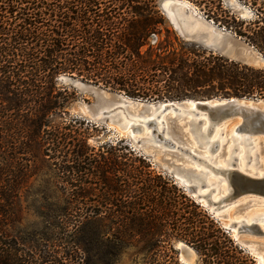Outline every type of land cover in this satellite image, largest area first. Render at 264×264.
<instances>
[{"label": "trees", "instance_id": "obj_1", "mask_svg": "<svg viewBox=\"0 0 264 264\" xmlns=\"http://www.w3.org/2000/svg\"><path fill=\"white\" fill-rule=\"evenodd\" d=\"M189 1L264 57V0H243L254 10L249 21L235 17L223 0ZM62 74L143 101L264 99V68L179 39L156 0H0V264L25 262L2 237L8 235L3 228L19 222L11 194L18 186L5 183L7 168L15 166L18 177L27 176L26 167L47 147H56L68 158L55 165L71 179L62 187L68 207L58 217L70 214L73 204L88 205L86 200L93 198L120 214L111 216L118 225L113 242L137 237L141 251L149 254L158 252L159 238L169 233V239L192 247L204 264H257L142 155L136 162L145 172L140 165L127 168L113 157L88 159L92 150L86 136L71 148L75 138L50 124V117L64 108L59 101L69 98L57 85ZM22 152L30 157L25 166L16 157ZM92 170L97 182L85 178ZM128 207L131 215H123ZM95 220L89 216L82 223L93 227L87 244L104 245L102 239L110 231H97Z\"/></svg>", "mask_w": 264, "mask_h": 264}, {"label": "rangeland", "instance_id": "obj_2", "mask_svg": "<svg viewBox=\"0 0 264 264\" xmlns=\"http://www.w3.org/2000/svg\"><path fill=\"white\" fill-rule=\"evenodd\" d=\"M156 1L159 10L166 19L167 25L175 31L178 38L186 42H194L182 35L179 30V22L177 21V19H175L171 14L164 12L163 8H168L169 0ZM183 1L189 3L199 12L201 16H204L200 9L194 3L189 0ZM223 1L224 6L228 9H231L232 13L238 19L249 21L254 18V10L251 9L250 6L246 5L243 0ZM242 42L250 46L243 39ZM207 48L214 51L215 53H218L216 50L210 47ZM254 51L256 52V50ZM256 53L259 54L258 52ZM223 56L235 61H239L243 64L251 65L256 68H264V57L261 55L260 59L262 60L255 64L244 62L239 58H234L226 55ZM57 80L58 88H60L59 90L65 97L67 93L69 95V98L68 101H64L60 98L61 100L59 102H63L64 108L60 109L50 117V124L52 129L60 127V131H62V133L65 132L63 133V135L67 136L71 134L72 137L75 138L73 140L74 142L71 144V148H73L74 144L81 140L83 136H86L88 145L92 150L89 151V155L87 157L88 159L97 160V158H99L100 156L113 157L120 162H124L127 168H131L132 166L138 167L140 164L136 162V159L138 156L142 155L147 159V161L151 163L152 170L155 173L157 172V174L159 173L166 178H170L175 184V179L165 170L166 162L163 161V158L168 159V157L170 158V160H172L170 156L173 151L168 149L165 150L166 148H162V142H160V140L154 142V136H156L157 132H154L152 134L150 133L154 129L153 123H149L148 127L145 128L143 126L142 129L135 131L133 134L129 133L121 125L117 124L115 120L108 121L106 119V116L103 115L102 112H99L98 116L94 115L92 107L97 103V99L94 94L89 91L83 90L79 86L80 83H83L79 79H73L69 75L62 74L58 77ZM114 94L119 93L106 90L105 96L109 98ZM225 99L232 98H214L204 100ZM134 100L135 99H131L129 100V102H132ZM187 100L198 101L194 99H186L166 102L181 103ZM246 100L251 101L256 106L264 109V99L251 98ZM145 101L147 102V100ZM148 102L155 104L166 103L163 100ZM118 104L119 103L117 102L112 108L122 105L121 103L120 105ZM122 110L123 109H117L112 114L118 113ZM180 110L181 112H176L178 116H180L184 112L182 109ZM195 111L197 110L192 109L185 112L194 117L193 112ZM239 120V118H235L232 121H228V125L225 124L223 126L225 130L219 127L221 131V137H228L230 134L229 129L232 125L236 124V122H239ZM132 121L133 123H135L133 126L134 128L140 124L138 123V120ZM182 127L185 128V130L187 128L184 123L182 124ZM149 135L151 137L150 139L152 144H146L144 147L143 145L145 139L147 140L149 138ZM254 138L255 139L253 140H256L254 146L252 144L247 147V149L245 148L246 150L244 148H241V153H245L244 156H246L244 159H239L238 154L240 153V151L237 146V150L234 151V149L236 148L234 147L232 152H230L229 154V151L227 150L229 148V145L231 144V142H229V144H227V146L225 147V151L223 153L224 158H228L227 162L224 161V158L222 157V151L218 148L215 152L212 153L207 151L205 148L202 149L199 147L198 149L195 140L192 141V143H188V146L194 149L195 152L199 150L197 154H199L200 156H203V154H201L200 152L202 150L204 151L205 149L208 152L209 156L203 157L214 158L216 155H218V158L220 157L218 162L224 168L227 167L230 169H239L243 161V163L245 164L244 171L264 173V136L257 135L254 136ZM219 140L221 141V138ZM163 151H166V153L164 154ZM23 153L24 152H22L21 155H16V157L20 160V163L25 166L26 160H28L30 157L29 154ZM41 155L36 163H32L28 165V167H26L28 170L27 176L18 177V170L15 166H13L12 169L7 168V174L5 175V183L9 182L12 184L13 182H15L13 184H15V186H18V189L11 194L13 195V201L15 202V206L19 213V222L17 221L14 225H7L5 228H3V230H5L8 235H4L2 237L7 238L6 242L10 243L16 250H18L17 255L19 256V258L22 257V260L25 261L22 264H204L203 258H201L192 247L187 245L185 242L175 240L173 238L169 239V233H166L159 238L160 241L158 242V252L151 253V251L149 252V254L141 251V244L138 242L137 237L127 236L126 239H124L120 243L113 242L115 240V236L113 233L118 225L117 223L113 224L111 222V216L119 217L120 214H118L116 207L107 205H103L101 207L96 202H93V198H90V200H86L88 205L84 204L85 201H82V204H73L72 211H68V213H70L71 215H67V213H65V217H58L59 211L62 208L68 207V204L66 203L67 194L63 193L62 187L70 183L71 179L68 178V175L66 173L58 171V167L55 165L57 161L59 162L58 164H60L68 158L67 156L63 155V153H60V150L56 149V147H47V149L43 148ZM233 157H238V160L233 161ZM255 159L258 162L256 166H254ZM248 160L249 163L247 164ZM231 162H234L236 165L231 166ZM192 165L197 166L195 164ZM202 165L204 166L205 164ZM203 166L198 167L203 168ZM139 169L144 172L145 170H147L146 168L143 169L141 165L139 166ZM87 176L88 177L85 176L87 180L97 182L96 176H98V174L95 173L94 170H92ZM117 176L121 175L117 174ZM130 181H132V179ZM175 185L178 188H182V186L177 182ZM133 189L134 187H131V190ZM191 199L193 198L191 197ZM126 202V205L129 206L128 202H130V200H127ZM243 202H240V204ZM124 210L122 213L123 215H131V208L128 207ZM220 212H225V214L221 215L218 219L213 218L208 212L207 213L216 222H218L222 230L231 239H233L240 248L244 249L246 253L249 254L258 264L253 255L243 247V244L246 243L249 245V247H255L263 243V246H261V248H263V253L264 236H254L252 234L241 233L237 241L232 234L227 233L226 227L233 222L243 219L244 217H254L257 223L264 221V201L260 203H252L250 207L245 209H241L238 203L229 204L227 208L220 210ZM73 215L80 218L76 219V217H74ZM89 216L95 217L96 220L93 224H96V222L99 223L100 226L99 228H97V231H110V234L107 237H103L102 239L104 245L90 243L87 244V240L89 238H92L91 231H93V227L85 225L82 226V223L87 218H89ZM74 224L79 225V227L74 226ZM108 226L109 228L108 230H106L105 228ZM154 241H156V239H154ZM81 242H84L85 244H81ZM179 243H182L184 245L179 247ZM83 245H85V247H83ZM252 247H250V249H253ZM179 248H184L187 250L190 249L188 251L189 255L186 258H183L182 249ZM159 249L161 250L160 255H162V257L159 256Z\"/></svg>", "mask_w": 264, "mask_h": 264}, {"label": "water", "instance_id": "obj_3", "mask_svg": "<svg viewBox=\"0 0 264 264\" xmlns=\"http://www.w3.org/2000/svg\"><path fill=\"white\" fill-rule=\"evenodd\" d=\"M168 8H163L164 12L171 14L179 22V30L182 35L191 41L205 45L216 50L221 55L231 56L239 58L244 62L255 64L262 59L250 46L243 43L240 38L233 35L230 32H226L223 28H219L213 21L208 20L206 17L201 16L199 12L192 7L189 3L183 0H169ZM79 86L86 91L95 95L97 103L92 107L95 116H98L99 112H102L106 116L108 121L115 120L116 115L114 113L117 109H123L126 111V107L131 98L119 93L111 95L113 99H109L105 96L106 90L99 86H93L90 84L80 83ZM196 103L197 111L193 112V120L189 123L190 129L188 132L193 136L196 145L200 148H205L209 145L208 151L215 152L219 149L220 140H213L212 137L217 128L226 124L228 121H232L235 118H239L241 121L236 128V132L242 137L247 136L245 141L247 142L245 147L252 145L254 136H264V109L256 106L251 101L246 99H225V100H187ZM122 105L112 108L116 103ZM136 104L142 105L144 111H151V106L158 110L162 104L149 103L140 99L132 101ZM185 101L181 103L166 102L163 104V108L159 110L158 115L147 121H139L133 131H137L143 128L142 124L148 127L149 123H153V131L157 132L154 139L156 142L160 140L162 142V148L165 150H172V156L175 158H182L185 161L195 164L197 166H203L201 172H196L195 168H187L183 165H175L174 160L165 161V170L179 183L184 191L192 197L196 203L203 207L213 218H219L221 214H217L218 211L227 208L229 204H239L241 209L250 207L252 203H260L264 201V176L257 177L252 176L240 169H221L214 166L211 161L213 158L203 157L197 154L194 149L183 143L180 132L175 133V138L169 133L168 128L163 120L161 124L163 127L160 132L158 131L159 123L157 118L168 109H172L175 112H181V107ZM113 103V104H111ZM106 106V107H105ZM179 106V107H178ZM112 108V109H110ZM154 109V108H153ZM152 109V111H153ZM205 112V113H203ZM206 116L208 125L204 128ZM237 123V122H236ZM174 123L171 122V127ZM223 133V132H222ZM237 150V147L234 151ZM164 154L166 151H163ZM233 161H237L238 157H233ZM249 160L247 161V164ZM231 166L236 165L234 162L230 163ZM258 162L255 159L254 166ZM172 166V169L169 167ZM213 173L215 175L220 174L225 176L228 180V193L221 195L219 193L221 182L209 180L208 175ZM203 191H206L203 193ZM214 195L218 196L216 200ZM245 201V202H243ZM240 202H243L240 204ZM227 233H232L235 240L238 241V237L241 233L252 234L254 236H264V227L260 223L252 222L246 223L245 220L236 221L226 227ZM235 231V235L233 233ZM243 247L253 255L258 264H264V261L260 259L257 252L259 249L263 251V248L250 249L249 246ZM182 249V257L186 258L189 255V250Z\"/></svg>", "mask_w": 264, "mask_h": 264}, {"label": "bare ground", "instance_id": "obj_4", "mask_svg": "<svg viewBox=\"0 0 264 264\" xmlns=\"http://www.w3.org/2000/svg\"><path fill=\"white\" fill-rule=\"evenodd\" d=\"M108 98V97H107ZM109 99L111 100V99H113V96H110L109 97ZM111 104H113V103H111ZM118 105H120V103L118 104ZM164 106H163V104L161 105V107L158 109V110H155V107L154 106H151V111L150 112H148V111H144V109H143V106L142 105H139V104H136V103H134V102H129L128 103V105H127V107H126V112H124L123 110L122 111H120V112H118V113H116V114H118V116L116 115V118H115V121L117 122V124H119V125H121L125 130H127L129 133H134L135 131H133V129H134V124L135 123H133V121L132 120H138V123H139V121H141V120H143V121H145V120H147V119H151V118H153V117H155V116H157L158 115V112H159V110H161L162 108H163ZM179 107V106H178ZM154 108V109H153ZM152 109H153V111H152ZM181 109L184 111L180 116H178L177 114H176V112L174 111V110H172V109H168V110H165L157 119H158V123H159V128H158V131L160 132V130H161V128H162V124H161V122L164 120L165 121V124H166V126H167V128H168V131H169V133L175 138V133L176 132H180V135H181V138L183 139V143L185 144V145H188V143H192V141H194V138H192L193 136L189 133V132H187L188 131V129H190V121L191 120H193V118L194 117H192V116H190L189 114H187L185 111H188V110H192V109H195V110H197L196 109V103L195 102H192V101H185L184 103H183V105H182V107H181ZM204 113V112H203ZM114 115V114H113ZM204 119H205V124H204V128H206L207 127V125H208V122H207V118H206V116L204 117ZM171 122H173L174 123V126L173 127H171ZM240 122L241 121H239V122H237L236 124H234V125H232L231 126V128L229 129V131H230V134H229V136L228 137H225V136H222L221 137V135H220V128H217L216 129V131H215V133H214V136L212 137V139L213 140H216V139H220L221 138V144H220V147H219V149L222 151V157L224 158V156H223V153H224V151H225V147L227 146V144H229V142H231V144L229 145V148L227 149L228 151H229V154H230V152H232V150H233V148L234 147H238L239 148V151H240V153L238 154V157H239V159H244L246 156H244L245 155V153H241V148H246L245 147V145H246V141H245V139L247 138V136H245V137H242L241 135H239L237 132H236V128H237V126L240 124ZM185 124L186 125V130H185V128H183L182 127V124ZM143 126H144V128L146 127L144 124H143ZM223 130H225V128H223ZM151 134H152V132H150ZM151 137H150V135H149V138L146 140L145 139V142H144V147H145V145L146 144H152L151 143V139H150ZM147 141V142H146ZM252 144H253V146H254V144L256 143V140H252ZM194 143V142H193ZM243 143H245V145L243 144ZM194 145V144H193ZM193 147V146H192ZM208 147H209V145L207 146V147H205V149L208 151ZM162 149V148H161ZM197 149V148H196ZM198 149H199V147H198ZM203 149V148H202ZM204 149V151L202 150L200 153L201 154H203V156H209L208 155V152L206 151ZM247 149V148H246ZM245 149V150H246ZM197 152H199V150L197 151ZM196 152V153H197ZM171 154V153H170ZM172 154H173V152H172ZM172 154H171V159L172 160H174V164L175 165H183V166H185V167H187V168H195V171L196 172H201L202 170H203V168L202 167H198V166H194V165H192V164H189L187 161H185L184 159H182V158H175V157H173L172 156ZM226 154V153H225ZM220 158V157H219ZM219 158H218V155H216L214 158H213V160L211 161L214 165H216V166H219L221 169H230V168H224L222 165H220L219 164V162H218V160H219ZM166 160H170V158L168 157V159L166 158ZM227 160H228V158H224V161L225 162H227ZM244 166H245V164L243 163V161H242V164H241V167H239V169L240 170H242L243 172H246V171H244ZM170 169H172V166L171 167H169ZM246 173H248V174H250V175H252V176H257V177H263L264 176V173L263 172H255V171H251V172H246ZM208 177H209V180H214V181H220L221 182V186H220V191H219V193L221 194V195H225V194H227L228 193V187H229V185H228V180L225 178V176H222V175H215V174H213V173H210L209 175H208ZM206 191H203V193H205ZM214 198L216 199H218V196H216V195H214ZM216 199V200H217ZM217 214H221V212L220 211H218V213ZM241 220H245L246 221V223H252V222H256L255 221V219H254V217H252V218H243V219H240L239 221H241ZM260 224L262 223V227H264V221H261V222H259ZM228 227V226H227ZM233 233H234V235H235V231H233ZM230 234H232V233H230ZM233 235V234H232ZM179 245V247L180 246H182V245H184V244H182V243H179L178 244ZM244 245H247V246H249L248 244H246V243H244ZM261 246H263V243L262 244H260V245H258V246H250V247H252L253 249H255L256 250V248H258V247H260L261 248ZM259 249V248H258ZM190 250V249H189ZM257 254H258V256L260 257V259L262 260V261H264V252L262 253V251L259 249V251L257 252Z\"/></svg>", "mask_w": 264, "mask_h": 264}]
</instances>
